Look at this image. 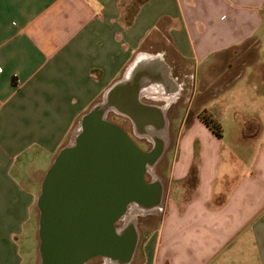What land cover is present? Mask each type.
Here are the masks:
<instances>
[{"label": "crops", "instance_id": "obj_1", "mask_svg": "<svg viewBox=\"0 0 264 264\" xmlns=\"http://www.w3.org/2000/svg\"><path fill=\"white\" fill-rule=\"evenodd\" d=\"M100 102L171 161L133 262L264 264V0H0V264H35L45 174Z\"/></svg>", "mask_w": 264, "mask_h": 264}, {"label": "water", "instance_id": "obj_2", "mask_svg": "<svg viewBox=\"0 0 264 264\" xmlns=\"http://www.w3.org/2000/svg\"><path fill=\"white\" fill-rule=\"evenodd\" d=\"M129 91L120 102L144 121L139 84ZM110 108L100 102L83 115L45 174L37 201L41 264H87L100 256L131 264L140 242L135 214L162 207L164 183L148 180L147 173L164 156L165 144L142 148L108 118Z\"/></svg>", "mask_w": 264, "mask_h": 264}, {"label": "rangeland", "instance_id": "obj_3", "mask_svg": "<svg viewBox=\"0 0 264 264\" xmlns=\"http://www.w3.org/2000/svg\"><path fill=\"white\" fill-rule=\"evenodd\" d=\"M108 115H109L108 118L110 120H113L116 123L123 126L124 128H127V130L131 131L132 133V126L129 120H126L124 117L119 116V113L115 111L111 112ZM79 123L80 121L76 124L77 128L79 126ZM135 139H136L135 141L139 145L140 143L138 141H141V142L145 141L139 137H135ZM149 144L151 143L149 142ZM140 146L142 147V145ZM145 147L147 148L149 147V145H145ZM170 167H171V161L168 158H164L161 162H159L156 165V167H154L147 173L148 180H153L159 177H162L167 180L168 179L167 174L169 173ZM38 211H39V208H38ZM161 217L162 215L157 212H153V213L137 212L134 218H135V224L137 226V229L145 237L148 233H152L158 227ZM118 225L119 226L123 225V220L120 221ZM39 247H40V244L39 246L36 247V243H33V241H30V244L26 243L25 250L29 253L28 260L30 261V263L35 262V264H37V261L39 259ZM138 262L139 261L137 260L131 264H138ZM40 264H41V256H40ZM87 264H114V263L110 261L109 259L100 256V257L91 259Z\"/></svg>", "mask_w": 264, "mask_h": 264}, {"label": "trees", "instance_id": "obj_4", "mask_svg": "<svg viewBox=\"0 0 264 264\" xmlns=\"http://www.w3.org/2000/svg\"><path fill=\"white\" fill-rule=\"evenodd\" d=\"M201 119L219 136H223V126L221 122L208 110L204 109L200 113ZM197 182V167L193 166L190 178L186 182L189 187H193Z\"/></svg>", "mask_w": 264, "mask_h": 264}, {"label": "flooded vegetation", "instance_id": "obj_5", "mask_svg": "<svg viewBox=\"0 0 264 264\" xmlns=\"http://www.w3.org/2000/svg\"><path fill=\"white\" fill-rule=\"evenodd\" d=\"M124 109V108H123ZM110 113H111V111H110ZM109 113V114H110ZM109 116V115H108ZM119 116H121V115H119ZM126 120H129L128 118H125ZM113 121V120H112ZM130 121V120H129ZM115 122V121H114ZM130 123H131V121H130ZM131 126H132V124H131ZM126 130H127V128H125ZM140 130V129H139ZM128 132H129V134L135 139V137H138L137 135H136V132H135V130H134V127L132 126V133H131V131H129V130H127ZM136 140V139H135ZM142 140H145V141H143V142H141V141H138L139 143H140V145H142V147L144 148V149H146V150H150V149H152V148H154L155 147V145L154 144H149V140H147V139H142ZM145 145H149V147H145ZM164 158V157H163ZM163 158L159 161V162H161L162 160H163ZM123 223H124V221H123Z\"/></svg>", "mask_w": 264, "mask_h": 264}]
</instances>
